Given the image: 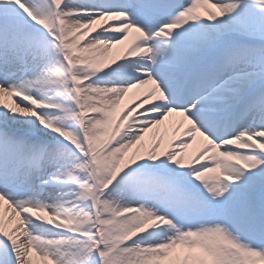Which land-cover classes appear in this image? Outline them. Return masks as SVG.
<instances>
[{"label": "snow or ice", "instance_id": "snow-or-ice-1", "mask_svg": "<svg viewBox=\"0 0 264 264\" xmlns=\"http://www.w3.org/2000/svg\"><path fill=\"white\" fill-rule=\"evenodd\" d=\"M0 264H264V0H0Z\"/></svg>", "mask_w": 264, "mask_h": 264}, {"label": "rangeland", "instance_id": "rangeland-1", "mask_svg": "<svg viewBox=\"0 0 264 264\" xmlns=\"http://www.w3.org/2000/svg\"><path fill=\"white\" fill-rule=\"evenodd\" d=\"M118 49L117 50H113V53H111L110 55H116L118 53Z\"/></svg>", "mask_w": 264, "mask_h": 264}]
</instances>
